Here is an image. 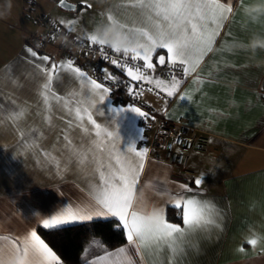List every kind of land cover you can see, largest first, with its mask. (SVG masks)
<instances>
[{"label": "crops", "instance_id": "crops-1", "mask_svg": "<svg viewBox=\"0 0 264 264\" xmlns=\"http://www.w3.org/2000/svg\"><path fill=\"white\" fill-rule=\"evenodd\" d=\"M67 1L75 7L63 8L58 5V0H0V104L5 106V112L0 114V121H3L0 123V150H4L0 151V236L25 235L47 218V213L59 211L62 204L84 201V190L88 187L85 176L75 169L57 173L52 161H45L44 157H37L26 149L7 119L8 109L17 108V105L27 107L28 114L19 122L22 130L26 136L31 127L37 129L33 136L43 131L44 139L39 143L45 148L50 147L55 130L49 129L42 117L36 115L40 100L38 91L44 78L34 64L29 63L34 58L26 52V46L40 55L50 56L52 61L67 58L52 46L35 48L25 42V32L35 28L33 19L49 15L59 23L61 20L76 21L72 31L60 24L71 35L80 37L92 32L98 23L107 24L108 14L128 28L144 26L139 10L132 6L133 0ZM85 2L92 5L86 12L83 11ZM244 3L248 7H237L225 21L220 36L197 71L186 79L180 73L182 84L175 97L165 103L163 94L157 95L147 89L141 96L156 113L169 119L181 118L209 133L210 138L206 151L188 153L187 167L191 174L168 163L161 150L149 148L137 185V196L142 192L150 206L163 208L169 198L158 195L160 189L175 194L181 191L177 182L188 183L203 174L206 183L202 184L203 195L198 198L215 204L218 211L214 218L220 227L210 226L190 236L183 254L164 249L135 256L140 264H169V261L171 264H264V240L255 247L246 243L253 234L264 237V48H252L255 40L264 41V12L246 11L250 6L264 5V0H244ZM35 63L43 62L35 60ZM85 63L89 69L95 67L104 73L108 68L123 77L121 70L110 64H98L89 58ZM153 75L165 81L170 79L169 73L157 71ZM68 80L69 74L62 71L60 79L54 80V90L65 94ZM180 94L189 95L191 99L181 101ZM67 99L73 102L72 95ZM53 112L52 123L55 125L62 124L57 118L60 115L71 119L55 102ZM133 119L129 116V123L123 129L126 137L133 130ZM135 123L140 127L138 120ZM145 145L146 140L141 146ZM190 186L195 189L194 184ZM33 212L45 215H33ZM166 219L182 225L181 216L179 221L168 219L167 215ZM126 245L125 240L108 250L114 252ZM241 247L243 252L238 251ZM131 251L135 252V249ZM103 255L104 250L80 264H85L86 260L97 261V264H125L122 257L98 261L97 258Z\"/></svg>", "mask_w": 264, "mask_h": 264}, {"label": "snow or ice", "instance_id": "snow-or-ice-1", "mask_svg": "<svg viewBox=\"0 0 264 264\" xmlns=\"http://www.w3.org/2000/svg\"><path fill=\"white\" fill-rule=\"evenodd\" d=\"M59 2L61 7H69L64 0ZM132 6L139 10L144 26L128 28L113 15L108 14L106 17L107 24L119 26L125 41L123 49L106 44L92 32L84 33L80 39L86 40L90 48L97 50L110 65L121 70L123 77L127 78L124 87L129 96H142L144 90L140 85H149L151 87L147 91L163 94L165 103L179 92L182 84L180 73L186 79L197 71L234 10L248 7L244 0H133ZM91 7L85 2L83 11ZM60 23L72 31L76 21L61 20ZM106 49H111L118 57L122 53L123 58H112ZM26 52L34 58L29 63H33L44 78L38 91L40 100L37 102L36 115L42 117L49 129L55 130L50 147L45 148L39 143V140L44 139L43 131L33 136L37 129L31 127L26 136L22 130L19 122L28 114L27 107L19 108L17 105L19 110L8 109L7 119L18 132L19 142L26 149L37 157H44L45 161H52L57 173L75 169L85 176L88 187L84 190V201L62 204L59 211L47 213V218L25 235L15 238L0 236V241L4 242L0 243V264H16L21 257L25 259V264H62L60 256L38 234L41 229L50 235L68 226L97 219L111 221L127 241L126 246L114 252L104 247V255L97 260L122 257L125 264H140L134 259L135 256L164 249L177 255L183 254L184 245L190 236L210 226L220 227L214 218L218 211L215 204L202 202L198 198L203 195L202 184L206 183L203 174L188 183L177 182L181 191L175 194L160 189L158 195H167L169 202L163 207V214L153 217L151 222H147L145 215L150 207L146 199L133 207L137 185L149 154V148L141 146L146 140L145 128L137 127L135 122L155 117L135 104L112 105L113 86L108 81L119 86L122 77L105 68L103 79L93 78L70 58L52 61L50 56L40 55L30 46H26ZM35 60L43 63L37 64ZM157 66L169 70V80L157 78L158 74L153 75L157 73ZM62 71L69 74L66 93L63 95L53 88L54 80L60 79ZM68 95L73 96V102L67 99ZM190 99L189 95H179L181 101ZM53 102L65 110L71 119L60 115L57 118L62 124H53ZM12 103L16 104V101ZM4 112L5 106L0 104V114ZM129 116L134 118L131 121L133 130L126 137L123 129L129 123ZM191 184L195 185V189ZM186 193L193 195L188 196ZM169 208L181 216L182 225L168 222L166 213ZM38 214L45 215L33 212V215ZM261 240L264 237L253 234L246 243L255 247ZM93 243L97 241L94 239ZM102 244V241L98 242V246ZM131 249H135V252ZM238 251L243 252V247ZM85 264H97V261L86 260Z\"/></svg>", "mask_w": 264, "mask_h": 264}, {"label": "built area", "instance_id": "built-area-1", "mask_svg": "<svg viewBox=\"0 0 264 264\" xmlns=\"http://www.w3.org/2000/svg\"><path fill=\"white\" fill-rule=\"evenodd\" d=\"M33 21L35 28L25 32V42L35 48L44 45L52 46L67 59H72L91 77L103 79L104 73L95 67L89 69L85 59L95 60L98 64L108 65L110 63L103 59L97 50L90 48L86 40L80 39V36L71 35L56 19L49 15H39ZM106 51L112 58H123L122 53L118 57L117 54L111 52V49H106ZM157 71L160 74L169 73L168 69L157 68ZM126 82V77H122L119 86L108 81L113 86L111 103L113 105L135 104L154 116L155 119L138 120L139 126L145 128L147 147L161 150L168 163L185 173L191 174L192 172L187 167L188 153L192 150L206 151L210 134L186 123L181 118L169 119L163 114L156 113L150 105L142 100L141 96L131 97L127 94L124 87ZM140 87L145 90L151 86L140 85ZM178 149L180 151H177Z\"/></svg>", "mask_w": 264, "mask_h": 264}, {"label": "trees", "instance_id": "trees-1", "mask_svg": "<svg viewBox=\"0 0 264 264\" xmlns=\"http://www.w3.org/2000/svg\"><path fill=\"white\" fill-rule=\"evenodd\" d=\"M166 215L168 219L180 220V215L172 208L167 210ZM38 234L60 256L63 264H80L88 257L103 251L104 247L112 248L126 240L123 233L116 230L111 221L104 219L74 224L50 235L45 234V230L41 229ZM94 239L97 243H93ZM100 241L103 244L98 246Z\"/></svg>", "mask_w": 264, "mask_h": 264}, {"label": "clouds", "instance_id": "clouds-1", "mask_svg": "<svg viewBox=\"0 0 264 264\" xmlns=\"http://www.w3.org/2000/svg\"><path fill=\"white\" fill-rule=\"evenodd\" d=\"M246 11L251 12H264V5H253L250 6L249 9ZM92 34L98 37V39L104 41L106 44L109 45H115L118 48L123 49L125 47V41L123 40L119 26L117 24H103L98 23L92 30ZM259 46L264 48V41L255 40L253 42L252 48L255 50V48ZM144 199V194L141 192L138 196L134 198L133 201V207H136L137 203ZM163 214V208L162 207H155L150 206L145 213L147 217V222H151L152 218L158 215ZM16 264H25V259L23 257L19 258L16 262Z\"/></svg>", "mask_w": 264, "mask_h": 264}, {"label": "water", "instance_id": "water-1", "mask_svg": "<svg viewBox=\"0 0 264 264\" xmlns=\"http://www.w3.org/2000/svg\"><path fill=\"white\" fill-rule=\"evenodd\" d=\"M64 3L67 4L69 7H67L66 9H73L75 7V5L67 0H64ZM58 5L60 6V2L58 0ZM65 8V7H63Z\"/></svg>", "mask_w": 264, "mask_h": 264}]
</instances>
